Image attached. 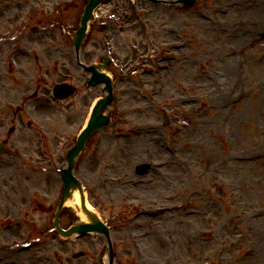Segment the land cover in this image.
<instances>
[{"label": "rangeland", "instance_id": "rangeland-1", "mask_svg": "<svg viewBox=\"0 0 264 264\" xmlns=\"http://www.w3.org/2000/svg\"><path fill=\"white\" fill-rule=\"evenodd\" d=\"M135 5L117 0L131 14L127 24L122 9L116 16L125 32L111 30L104 44L92 49L87 42L80 52L86 64L110 59L111 121L91 137L74 175L110 228L113 264H152L151 257L156 264H264V0H196L157 6L146 17ZM35 10L54 17L51 7ZM26 11L0 2V142L12 152L0 156V264H107L102 236L65 238L53 228L65 154L103 90L85 86L69 38L35 34ZM60 74L72 77L77 94L50 106L46 98ZM33 92L38 97L28 101ZM166 149L186 161L183 182L146 195L164 203L170 191L211 216V241L202 234L205 220L196 218L197 243L183 239L175 260L164 258L139 215L150 207L144 194L158 183ZM139 164L151 166L145 176L135 173ZM127 186L146 188L133 193ZM78 219L67 205L60 226ZM79 252L84 256L73 258Z\"/></svg>", "mask_w": 264, "mask_h": 264}, {"label": "bare ground", "instance_id": "bare-ground-1", "mask_svg": "<svg viewBox=\"0 0 264 264\" xmlns=\"http://www.w3.org/2000/svg\"><path fill=\"white\" fill-rule=\"evenodd\" d=\"M219 81H221V79ZM198 124V121H196L195 125L197 128ZM145 133L151 137L153 136L152 130H146ZM154 149L159 152L155 146ZM167 151L169 152V150L166 149L164 150L165 153L161 152L159 154V156H161L160 163L163 168L159 169L156 174L158 183L153 186L150 185L149 190L144 195L150 193L152 189H156V192L159 193L162 190H172L181 186L183 182V166L185 165L186 161L179 159L178 155H173L172 157L169 156ZM170 166L174 171L170 172L172 171V169H170V171H167L168 174H164L163 172L166 170L165 168H169ZM126 188L133 193L137 191V193H139L140 190L145 189L146 187L135 186V188H129L127 186ZM175 196L178 197L177 195ZM175 196L170 191H168L166 201L164 203H159V201L151 200L146 195L145 197L148 199L147 201L149 202L148 204L150 207H148L145 214H139L140 216L146 217L147 220H149V225L152 228L151 233H153V237L156 236L153 238V240L158 246L161 247L163 251L166 250L167 253L166 256L164 255V258L167 260H175L178 258V251L183 239H185L187 242L192 241L197 243L192 228L194 220L198 217H201L206 222V225L202 231V234L206 237L205 241H211V216L203 215L202 209H198L196 211L190 210L187 205L179 201L178 198L176 199ZM78 202L79 200L77 193H73L72 200L68 205L76 207ZM177 207H179V212H174ZM87 208L92 210V207L89 203H87ZM79 216L82 221L86 220L83 215L80 214ZM159 217L165 218L166 221L158 225L157 219ZM166 225L168 226L166 227ZM160 238H163L166 241V245L162 241H159ZM174 242L177 243V248L173 247ZM150 261L152 264H156L154 257H151ZM177 262H179V260Z\"/></svg>", "mask_w": 264, "mask_h": 264}, {"label": "water", "instance_id": "water-1", "mask_svg": "<svg viewBox=\"0 0 264 264\" xmlns=\"http://www.w3.org/2000/svg\"><path fill=\"white\" fill-rule=\"evenodd\" d=\"M97 1V0H96ZM95 2H92V6L96 4ZM192 0H188L185 4L191 3ZM94 3V4H93ZM84 31H80L79 34L77 35V41L76 45H79V41L83 37ZM106 63V61H105ZM91 71L94 73V76L97 75L96 73V67L90 68ZM101 69L106 70V66H102ZM99 80L93 81L90 83L91 86H95L96 84L99 83H105V92L107 93V96H105L103 99H100L97 101L95 107L93 108V111L91 113L90 119L88 121L87 127L85 130L80 134L77 140V145L76 147L67 155V167L62 169L60 174H61V180L63 182V192H62V197L61 201L55 216L54 220V227L55 230L63 235V236H69L72 234H78V235H85L87 233H99L105 236L107 239V242L109 244V264H112L113 260V252L111 250V244H110V239H109V234H108V228L107 226L95 215L93 212H91L85 202V196L83 193V189L81 188L79 182L73 177L72 175V169L74 167V158L76 155L83 149V145L85 141L89 138L90 134L94 132L95 130L99 129L100 127L106 125L109 122V118L105 116L103 113L107 109V107L111 104L112 102V95H111V80L104 74H98ZM62 86H59L60 88ZM65 92V91H64ZM72 92V91H71ZM70 91H66L65 94L71 93ZM149 166H139L137 168V173L139 174H144L148 170ZM71 191H77L79 195V204L77 206V211L83 215L87 222H77L74 225H72L68 230L64 231L59 228V213L66 203V201L70 198L71 196ZM79 255H76V257Z\"/></svg>", "mask_w": 264, "mask_h": 264}, {"label": "flooded vegetation", "instance_id": "flooded-vegetation-1", "mask_svg": "<svg viewBox=\"0 0 264 264\" xmlns=\"http://www.w3.org/2000/svg\"><path fill=\"white\" fill-rule=\"evenodd\" d=\"M88 0H0L7 4L17 2L21 4L24 9L27 11L25 14L28 15L29 23L32 25V31L37 35H58L66 37L69 34H72L79 25L81 10L84 9ZM45 5L51 7L53 13L56 15L55 21H50L52 15L45 16V19H34L30 17L31 13L36 11L37 5ZM144 6V5H143ZM9 8V7H8ZM118 8L116 9V11ZM117 13L111 12L107 16H98L99 20H94L91 24V35L95 38L101 33L99 27L102 24H108L110 29H122V26H119V23L115 20ZM68 20V21H67ZM66 45V44H65ZM68 48H71L70 45H67ZM61 48V46H59ZM63 80H68L67 77H62ZM85 103L82 102L81 108H84Z\"/></svg>", "mask_w": 264, "mask_h": 264}]
</instances>
